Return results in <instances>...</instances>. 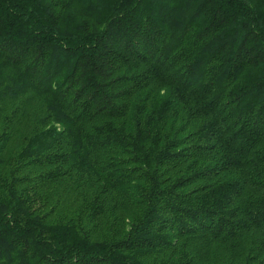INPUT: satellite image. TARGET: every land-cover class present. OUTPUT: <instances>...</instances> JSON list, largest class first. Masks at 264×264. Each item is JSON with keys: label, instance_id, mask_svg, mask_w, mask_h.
I'll return each instance as SVG.
<instances>
[{"label": "trees", "instance_id": "16d2710c", "mask_svg": "<svg viewBox=\"0 0 264 264\" xmlns=\"http://www.w3.org/2000/svg\"><path fill=\"white\" fill-rule=\"evenodd\" d=\"M0 264H264V0H0Z\"/></svg>", "mask_w": 264, "mask_h": 264}]
</instances>
